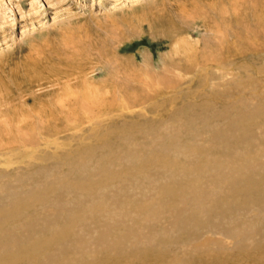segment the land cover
<instances>
[{"label":"rangeland","instance_id":"1","mask_svg":"<svg viewBox=\"0 0 264 264\" xmlns=\"http://www.w3.org/2000/svg\"><path fill=\"white\" fill-rule=\"evenodd\" d=\"M211 1L216 5L208 7L204 0H0V207L9 203L4 199L14 186L27 187L22 174L32 177L36 167L54 165L64 174V164L71 157L99 147L86 153L97 161L99 154L107 152L103 144L121 133L130 146L133 141L148 142L150 135H160L163 125L172 123L177 132L172 135L180 141V148L186 146L189 138L181 130L183 121L194 129L196 117L167 121L177 106L193 104L197 114L210 115L200 104L206 102L222 112L223 106L240 99L250 103L264 100V0H234L232 11V0ZM225 90L231 95L221 93ZM253 131L259 133L261 127L254 126ZM214 142L217 147L219 142ZM120 144L114 142L116 149ZM47 172L50 179L56 177L52 168ZM111 172L123 174L119 165ZM134 172L131 168L128 174ZM139 177L143 181L124 178L121 183L143 191L147 181L143 175ZM85 179L94 182V173L86 174ZM110 182L94 183L95 194L111 192L93 198L129 201L134 196L130 189L126 197L121 196L118 193L125 185L115 187ZM55 190L41 194L43 202ZM69 196L64 199L74 200ZM36 211L31 216L34 220ZM17 215L19 218L2 221L0 226L8 227L6 232L21 229L26 214ZM44 216L40 214V223ZM167 218L156 219L152 225L162 239L153 248L178 257L179 250H187L203 233H194L190 242L184 237L176 244L168 243L178 230L168 228ZM77 222L82 223L81 219ZM57 227L61 224L51 220L34 235L49 237ZM94 233H98L96 229ZM63 240L68 245H63L62 255H67L57 257L64 264H81L80 260L88 264L92 256L88 247L82 248L85 255L91 253L88 257L81 254L84 262L77 258L81 252L74 250L78 246L74 236L68 234L53 242L59 245ZM45 246L40 247V264L46 254L58 253L51 250L53 246ZM100 253L111 257L110 264H118L115 253ZM69 254L76 259H66ZM26 256L28 264L39 263L36 252Z\"/></svg>","mask_w":264,"mask_h":264},{"label":"bare ground","instance_id":"2","mask_svg":"<svg viewBox=\"0 0 264 264\" xmlns=\"http://www.w3.org/2000/svg\"><path fill=\"white\" fill-rule=\"evenodd\" d=\"M204 1L208 7L214 5L211 0ZM234 5L235 1L232 0L230 10H233ZM241 84L246 85L245 82ZM230 92L225 90L221 93L231 95ZM248 101L240 99L231 102L233 104L223 106L222 112L214 110L206 102L200 104L201 109L211 111L210 115H204L201 111L197 114V107L193 104L177 106L179 109L170 113L167 121H178L181 116H185L184 119L187 117V120L196 117V122L192 120L196 124L190 122L196 125L194 129L183 121L185 128L181 130L189 140L182 148L178 138L172 135V132H176L175 126L168 122L170 125L165 123L167 126L163 125L160 135L149 134L151 137L148 135V142L144 139V143L133 141L129 146L121 133L115 140L103 144L107 152L100 155L98 151L97 161L86 156V153H94L99 147L80 152V155L76 153L74 158L71 157L64 164L67 168L64 174L60 173L59 168L54 169L59 165L36 167L35 176L32 177L27 173L22 174L27 187L20 189L13 185L12 190L6 194L4 202L7 200L9 203L0 207V222L19 218V213H25L26 220L21 229L11 232H6L8 227L0 226V264H22L23 260L24 264H28L30 260L26 254L31 252H36L40 264V247L49 242H52L50 246L46 244L45 247L53 246L51 250H57L58 253L51 256L52 253L45 255V252L44 264H64L61 257L57 256L62 255L65 250L63 245H68V242L63 240L59 244L57 241V245L53 240H61L68 234H72L78 241L74 250L81 253L76 255L77 258L86 254L82 248H89L87 251L92 256L89 252L91 257L88 260L93 259L87 260L88 264H110L111 257H101L98 255L100 252L115 253L118 264H264V160L259 159L264 156V100L254 103ZM209 119H215V122ZM257 125L261 127L259 133L253 131ZM118 140L121 144L116 149L114 142ZM214 141L219 142L217 147ZM118 165L123 174L111 172ZM50 168L56 173L52 179L47 172ZM131 168L135 172L130 175L128 172ZM90 172L94 173V182L85 179ZM139 175H143L147 181V185L143 184L146 185L143 191H134L127 184L121 183L124 178H133L134 183L135 180H142L143 177ZM109 180L116 184L115 187L125 185V189L118 193L121 196L126 197L128 189L135 193L134 196L129 201H113L111 197L108 201L93 198L97 194L109 196L111 191L107 193L103 190L97 194L92 192L94 183ZM3 186L4 189L9 187ZM51 189L56 190L47 199L48 202H43L41 194ZM38 192L40 196L36 194ZM66 195L75 198L66 201ZM34 210H37V220L31 217ZM107 211H110V216L102 217ZM43 213L45 216L40 223V214ZM165 216L169 219L168 228L171 231L178 230V235L170 237L168 243L176 244L184 237L190 242L194 233L201 234V231L206 236L202 237V234L197 238L199 241L186 246L187 250H179L178 257L161 254L153 248L162 239L154 232L152 225L156 219L159 221ZM78 219H81V224L77 222ZM51 220L60 223L61 227L51 231L53 234L49 237L34 235L36 231L40 233V229ZM162 226L167 227V224ZM90 229L93 232L86 236ZM95 229L97 234L94 233ZM130 237L133 241L127 247L125 244ZM43 238L46 239L40 241ZM226 239H229V243ZM68 257L72 261L74 255L69 254L66 259ZM80 263L83 264L81 260Z\"/></svg>","mask_w":264,"mask_h":264}]
</instances>
